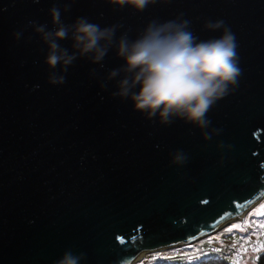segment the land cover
Listing matches in <instances>:
<instances>
[{
    "label": "water",
    "instance_id": "95a60500",
    "mask_svg": "<svg viewBox=\"0 0 264 264\" xmlns=\"http://www.w3.org/2000/svg\"><path fill=\"white\" fill-rule=\"evenodd\" d=\"M53 5L65 24L87 17L115 26L117 39L183 13L206 40L222 29L205 22L223 20L241 76L207 113L219 135L205 140L182 119L161 125L113 98L120 77L107 75L124 63L115 45L103 67L81 57L64 84H49L47 45L28 22L51 30ZM59 43L72 51L70 39ZM178 149L184 165L171 163ZM263 197L264 0H156L143 11L112 0H0V264H53L67 249L86 254L81 264H130L140 251L216 232Z\"/></svg>",
    "mask_w": 264,
    "mask_h": 264
},
{
    "label": "clouds",
    "instance_id": "9594fccd",
    "mask_svg": "<svg viewBox=\"0 0 264 264\" xmlns=\"http://www.w3.org/2000/svg\"><path fill=\"white\" fill-rule=\"evenodd\" d=\"M155 2L112 0L117 5L129 4L137 11ZM70 10L71 3L65 4L63 11ZM49 15L51 30L46 23L28 22L47 45L44 63L50 70L49 84H64L69 66L81 57L103 67L104 57L115 45L116 56L124 63L107 75L108 81L120 77L117 91L111 93L113 98L130 100L134 111L148 120L158 117L161 125H170L174 119L191 123L202 130L205 140L222 131L208 130L211 120L207 113L217 101L235 90L241 76L235 34L223 20L205 22L206 30L222 29L219 37L206 40L194 35L191 22L181 19L183 13L164 22L150 21L135 39H130L127 32L117 39L115 26L101 27L87 17H77L71 24H65L56 5L49 9ZM21 35V31L13 33L16 40ZM66 39L72 41L71 52L59 43ZM58 65L60 74L56 71ZM105 87V84L100 85L102 90ZM187 159V154L178 149L172 154L171 163L184 165ZM86 258L83 252L76 254L67 249L53 264H81Z\"/></svg>",
    "mask_w": 264,
    "mask_h": 264
},
{
    "label": "rangeland",
    "instance_id": "374dc122",
    "mask_svg": "<svg viewBox=\"0 0 264 264\" xmlns=\"http://www.w3.org/2000/svg\"><path fill=\"white\" fill-rule=\"evenodd\" d=\"M261 204H264V197L242 218L232 220L216 232L190 244L160 250L162 254L158 252L155 258L171 257L181 255V253H197L196 256L203 257L224 256L233 264H256V257L264 253V247H261L264 244V228L259 227V224L264 222V216L256 214ZM233 224L240 227L229 232L228 229L232 228ZM241 245L246 246V249H238ZM146 254L147 252L143 256ZM136 261L132 264H136Z\"/></svg>",
    "mask_w": 264,
    "mask_h": 264
},
{
    "label": "built area",
    "instance_id": "2783aa9c",
    "mask_svg": "<svg viewBox=\"0 0 264 264\" xmlns=\"http://www.w3.org/2000/svg\"><path fill=\"white\" fill-rule=\"evenodd\" d=\"M238 249L244 250L246 249V246L244 245L238 246ZM160 250L161 249L147 251V254L143 256L141 259H139L138 261H136V264H160V263L179 264L181 262L198 263V262L207 260L208 258L211 257V256L210 257L196 256L197 253H185V254L181 253V255H173L171 257L155 258V256H157V253L160 252Z\"/></svg>",
    "mask_w": 264,
    "mask_h": 264
},
{
    "label": "trees",
    "instance_id": "16d2710c",
    "mask_svg": "<svg viewBox=\"0 0 264 264\" xmlns=\"http://www.w3.org/2000/svg\"><path fill=\"white\" fill-rule=\"evenodd\" d=\"M256 264H264V253L259 254L255 259ZM164 264V263H160ZM179 264H233L232 261L230 262L226 257L224 256H215L210 257L207 260L198 262V263H185L181 262Z\"/></svg>",
    "mask_w": 264,
    "mask_h": 264
},
{
    "label": "snow or ice",
    "instance_id": "6c2138e0",
    "mask_svg": "<svg viewBox=\"0 0 264 264\" xmlns=\"http://www.w3.org/2000/svg\"><path fill=\"white\" fill-rule=\"evenodd\" d=\"M256 214H257L258 216H264V204H261V205H260V208H259V210L257 211ZM246 223H247V222H246ZM239 227H240L239 225H237V224H233V225H232V228H229L228 231L231 232L232 229L239 228ZM259 227H260V228H264V222L260 223V224H259ZM122 242H123V241H122ZM261 247H264V244H262ZM257 250H258V249H257Z\"/></svg>",
    "mask_w": 264,
    "mask_h": 264
},
{
    "label": "bare ground",
    "instance_id": "6f19581e",
    "mask_svg": "<svg viewBox=\"0 0 264 264\" xmlns=\"http://www.w3.org/2000/svg\"><path fill=\"white\" fill-rule=\"evenodd\" d=\"M163 249H165V248H161V250H163ZM145 252H147V251H145V250L140 251L130 264H132L134 261L140 259L144 255Z\"/></svg>",
    "mask_w": 264,
    "mask_h": 264
}]
</instances>
